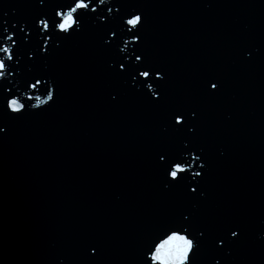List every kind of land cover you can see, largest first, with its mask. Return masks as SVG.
I'll use <instances>...</instances> for the list:
<instances>
[{
  "label": "water",
  "instance_id": "water-1",
  "mask_svg": "<svg viewBox=\"0 0 264 264\" xmlns=\"http://www.w3.org/2000/svg\"><path fill=\"white\" fill-rule=\"evenodd\" d=\"M58 2L0 0V29L19 31ZM109 7L143 14L141 43L129 51L139 46L163 70V101L113 74L118 48L103 47V26L87 19L60 49L30 61L24 78L51 76L55 100L19 117L0 108V264H140L143 245L181 210L208 232L196 264H264V0H113L99 9ZM208 81L219 82L214 94ZM178 108L197 111L187 136L207 163L198 201L183 187L165 190L155 165L157 152L185 138L168 127ZM224 222L242 235L216 247ZM90 243L98 255L86 252Z\"/></svg>",
  "mask_w": 264,
  "mask_h": 264
},
{
  "label": "snow or ice",
  "instance_id": "snow-or-ice-1",
  "mask_svg": "<svg viewBox=\"0 0 264 264\" xmlns=\"http://www.w3.org/2000/svg\"><path fill=\"white\" fill-rule=\"evenodd\" d=\"M113 0H59L54 7V14L40 13L32 22L25 21L0 29V108L19 117L32 110L46 108L55 100L56 82L46 74H31L24 78L25 71L32 72L30 61L47 57L60 49L64 42L82 31V22L87 19L95 27L103 26L107 39H102V46L107 49L118 48L108 62L113 74L130 90L140 94L145 100L160 103L163 101L161 82L166 76L162 69L148 62L138 46L129 51L131 45H140L143 14L139 11L120 15L113 7L107 12L99 9L100 5L112 4ZM44 4V0H40ZM99 9V10H98ZM5 25L6 22H5ZM31 33V36L29 35ZM111 41V42H110ZM122 42V44H121ZM25 53L27 58H25ZM140 53V54H135ZM246 59H251L250 51H243ZM134 56V59L131 57ZM15 73V75H14ZM12 77V80H8ZM15 81V82H13ZM219 82H206V88L214 94L219 89ZM42 91V95H30L29 92ZM146 90V91H145ZM119 93L111 94L116 101ZM35 99L36 103H31ZM197 118V111L174 110L169 117L168 127L185 138L174 151L162 149L157 152L156 167L164 174L163 187L171 190L183 187L186 194L194 200H202L204 192L199 190L203 173L207 167L204 149L192 143L187 134L195 135L196 126L192 123ZM179 126V127H177ZM168 129L166 128L165 131ZM186 130V131H185ZM5 127H0L4 133ZM199 153V154H197ZM198 168L199 171H194ZM191 177V179H189ZM195 185V186H193ZM195 207V205H194ZM242 235L241 227L233 222H224L220 232L211 240L216 247H227L236 243ZM208 239L206 228L193 227L191 211H178L171 221L158 229L140 251V264H196V256ZM90 255H98L99 245L90 243L85 246ZM63 264V262H61ZM210 264H221L213 259Z\"/></svg>",
  "mask_w": 264,
  "mask_h": 264
},
{
  "label": "clouds",
  "instance_id": "clouds-1",
  "mask_svg": "<svg viewBox=\"0 0 264 264\" xmlns=\"http://www.w3.org/2000/svg\"><path fill=\"white\" fill-rule=\"evenodd\" d=\"M262 235H264V234H262Z\"/></svg>",
  "mask_w": 264,
  "mask_h": 264
}]
</instances>
